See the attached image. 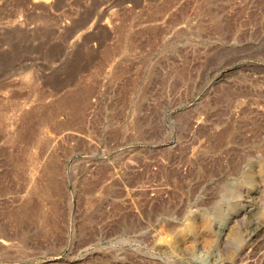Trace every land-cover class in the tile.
Returning <instances> with one entry per match:
<instances>
[{
    "label": "rangeland",
    "instance_id": "rangeland-1",
    "mask_svg": "<svg viewBox=\"0 0 264 264\" xmlns=\"http://www.w3.org/2000/svg\"><path fill=\"white\" fill-rule=\"evenodd\" d=\"M0 264H264V0H0Z\"/></svg>",
    "mask_w": 264,
    "mask_h": 264
}]
</instances>
